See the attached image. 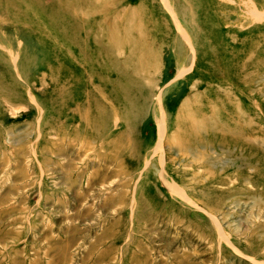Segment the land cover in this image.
Listing matches in <instances>:
<instances>
[{
    "label": "rangeland",
    "instance_id": "rangeland-1",
    "mask_svg": "<svg viewBox=\"0 0 264 264\" xmlns=\"http://www.w3.org/2000/svg\"><path fill=\"white\" fill-rule=\"evenodd\" d=\"M0 264H264V0H0Z\"/></svg>",
    "mask_w": 264,
    "mask_h": 264
},
{
    "label": "bare ground",
    "instance_id": "bare-ground-1",
    "mask_svg": "<svg viewBox=\"0 0 264 264\" xmlns=\"http://www.w3.org/2000/svg\"><path fill=\"white\" fill-rule=\"evenodd\" d=\"M262 163V162H261ZM259 167V166H258ZM162 171V170H161ZM170 190V189H169ZM180 193V192H179ZM185 200V199H184Z\"/></svg>",
    "mask_w": 264,
    "mask_h": 264
}]
</instances>
